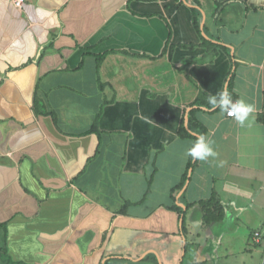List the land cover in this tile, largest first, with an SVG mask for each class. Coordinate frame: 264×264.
Here are the masks:
<instances>
[{
    "label": "crops",
    "instance_id": "crops-1",
    "mask_svg": "<svg viewBox=\"0 0 264 264\" xmlns=\"http://www.w3.org/2000/svg\"><path fill=\"white\" fill-rule=\"evenodd\" d=\"M199 2L204 63L187 3L0 0V264H264V0ZM229 72L254 111L195 112L216 156L178 188L180 121Z\"/></svg>",
    "mask_w": 264,
    "mask_h": 264
},
{
    "label": "trees",
    "instance_id": "trees-1",
    "mask_svg": "<svg viewBox=\"0 0 264 264\" xmlns=\"http://www.w3.org/2000/svg\"><path fill=\"white\" fill-rule=\"evenodd\" d=\"M176 1L181 2V3H187L189 5L190 10H191L192 23H193L194 29L200 36L199 43L180 44L179 46L184 49H189V50H192L195 47L204 48L205 54L202 58L197 60L198 63H204V62L211 61L217 55L218 49L225 51L226 48L224 47L223 44L217 42L215 39L207 35L206 27L204 25L202 28L200 27L203 10H202L199 0H176ZM225 3L226 2H221V3L215 2V9L213 13L214 18L219 17V14L222 11ZM231 76H232L231 72H229L226 87L231 95L232 100L234 101L235 96L233 95L231 91V86H230ZM197 91H198V94L196 98L185 110V115L182 117L179 128H178V135L180 137L182 138L191 137L194 139V141L196 140L199 134L205 135V132H206L205 128L195 119V112L199 109L213 110V111L220 109L219 107L213 109L212 106L209 104L208 99H209V95L211 94L202 92L199 89ZM195 164H196V159H193L190 156V160L187 164L188 173L186 170V173L183 176V181L182 183L178 185V188L183 187L185 180L190 177V173H191L190 170L193 168ZM198 204L204 210L203 218L205 222H210L212 220H219L222 218L224 210L222 209L221 205H219V203L216 201V198L214 197L213 193L208 200L200 201ZM174 209L179 210V208L175 206H174Z\"/></svg>",
    "mask_w": 264,
    "mask_h": 264
},
{
    "label": "clouds",
    "instance_id": "clouds-1",
    "mask_svg": "<svg viewBox=\"0 0 264 264\" xmlns=\"http://www.w3.org/2000/svg\"><path fill=\"white\" fill-rule=\"evenodd\" d=\"M208 102L213 109L219 107L222 114L233 117L241 126H244L245 122L249 120L250 114L254 111V106L246 103L243 99L234 102L226 86L216 95H209ZM212 145L213 141L211 139L204 134H199L188 149L187 155L193 159L207 160L209 157L216 156Z\"/></svg>",
    "mask_w": 264,
    "mask_h": 264
},
{
    "label": "built area",
    "instance_id": "built-area-1",
    "mask_svg": "<svg viewBox=\"0 0 264 264\" xmlns=\"http://www.w3.org/2000/svg\"><path fill=\"white\" fill-rule=\"evenodd\" d=\"M21 4H22V0H13V5L16 7V8H20L21 7ZM263 117H264V114H263ZM252 242H258V239H259V232H253L252 234Z\"/></svg>",
    "mask_w": 264,
    "mask_h": 264
},
{
    "label": "water",
    "instance_id": "water-1",
    "mask_svg": "<svg viewBox=\"0 0 264 264\" xmlns=\"http://www.w3.org/2000/svg\"><path fill=\"white\" fill-rule=\"evenodd\" d=\"M200 27L202 28L203 27V21L201 20V23H200Z\"/></svg>",
    "mask_w": 264,
    "mask_h": 264
}]
</instances>
